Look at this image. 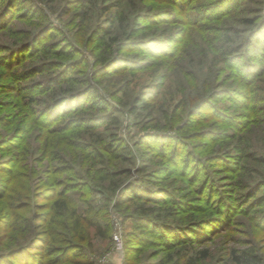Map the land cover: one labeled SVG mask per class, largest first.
Segmentation results:
<instances>
[{
	"label": "rangeland",
	"instance_id": "obj_1",
	"mask_svg": "<svg viewBox=\"0 0 264 264\" xmlns=\"http://www.w3.org/2000/svg\"><path fill=\"white\" fill-rule=\"evenodd\" d=\"M8 1L0 0V250L22 244L26 226L43 228L51 193L70 189L123 237L118 251L92 238L86 258L153 263L160 243L125 246L132 228L115 205L131 184L143 196L131 208L163 217L176 206L171 226L190 224L176 241H189L183 254L207 249L200 264H235L233 253L246 250L264 264V30L252 41L259 55L241 49L264 0H45L39 14ZM98 31L110 33L101 44ZM85 107V117L75 113ZM112 141L116 182L93 176L104 165L81 146Z\"/></svg>",
	"mask_w": 264,
	"mask_h": 264
},
{
	"label": "trees",
	"instance_id": "obj_2",
	"mask_svg": "<svg viewBox=\"0 0 264 264\" xmlns=\"http://www.w3.org/2000/svg\"><path fill=\"white\" fill-rule=\"evenodd\" d=\"M11 1L7 2V6H11ZM33 0L30 2L28 0H22L23 6L29 10L35 9V13L39 14L42 11L39 3L40 1L45 0ZM15 2V1H14ZM11 4V5H10ZM41 4V3H40ZM39 5V6H38ZM247 24L253 25V20L247 21ZM264 30V18L259 23L257 29L253 32L252 37L247 41V43L242 44L241 49H252L255 55H259L261 51L257 50L258 46L253 44V39H256L258 33ZM98 37L102 36L99 40V43H103L106 36H110V33L103 34L101 31H98ZM26 38V36H25ZM224 39V38H223ZM34 38L27 44L23 46H28L33 41ZM108 40V39H107ZM231 41V39H227ZM23 42V40H21ZM264 45V44H263ZM71 48L70 46H68ZM250 47V48H249ZM46 48L45 51H47ZM258 51V52H256ZM54 54H60L57 50L53 51ZM74 51L62 53L61 56L67 58L66 62H69L70 59H74ZM225 54H223L224 57ZM99 63H102L104 68L114 67L117 62H114L108 59H100ZM101 66V67H102ZM245 80L246 77L243 76ZM91 89V88H90ZM74 91L62 97V100L65 101L74 96ZM73 94V95H72ZM89 108H92L89 105ZM85 108L77 109L75 113L80 112L82 115L86 113ZM81 110V111H80ZM84 111V112H83ZM79 114V115H80ZM82 117H85L83 115ZM78 118V117H76ZM83 120V119H79ZM78 120V121H79ZM115 120V119H114ZM90 121L86 120V123L89 124ZM117 121H114V123ZM119 141H112L103 146V148H98L93 143H83L82 147L90 149L94 155L93 159L100 158L103 168L94 169V177H101L102 180H113L119 175L118 171H113L112 167L116 164L118 165L120 143ZM80 146V147H81ZM103 153L108 154L109 161L104 159ZM95 156V157H94ZM115 164V165H112ZM96 165H92V168H95ZM126 172L129 173L127 170ZM90 181H97L96 178H90ZM116 186V184H114ZM115 188V187H114ZM118 188V187H117ZM70 189H64L59 191H54L51 193L53 201L51 204V209L45 215H42V220L44 222L43 228L41 227L38 231L37 227H32L31 225L26 226L22 231L24 232V237L20 240L22 244L13 247L8 252H2L0 250V264H13V260L24 262L26 259L37 258L35 264H94L91 260L86 258L87 249L91 248L93 245L91 243L92 238L97 237L103 241H112L113 226L110 223L109 218L103 212V215L99 211H95L91 204L83 206H78V201L67 197L66 193ZM125 192L119 197L116 207L124 208L128 212L124 214L123 218L125 221L131 224L132 230L126 234V249L130 248V244L134 243L136 246L140 247V250L147 248L154 242L161 244L162 251H158L156 256L161 255L159 259L153 263H141V264H200L201 261H204L208 258L207 249H202L196 252L193 255L187 256L184 253L190 246H188L189 241H181L183 243L177 244V240L181 237H186L190 234L191 226L174 224L171 226L169 222L170 218H175L179 214L176 210V206L166 210L162 215H155L153 209L145 207V204L140 206L130 207L133 201H140L142 197L135 195L134 185H129L125 188ZM181 206V204H178ZM37 220V222L39 221ZM137 231V233H136ZM145 233H149L151 239L148 237V234L145 236ZM122 236V233H121ZM123 238V237H122ZM181 240V239H180ZM176 243H172V242ZM123 244V242H122ZM171 247H168V246ZM176 245V246H175ZM1 246V242H0ZM168 248H167V247ZM188 246V247H187ZM35 252V253H34ZM37 252V253H36ZM243 250L239 255L233 253L232 260L235 264H261L259 257L251 251ZM137 253H139L137 251ZM34 254V255H33ZM125 254V253H124ZM25 260L23 261V259ZM29 262V261H27ZM125 264L124 262H122ZM33 264V263H30Z\"/></svg>",
	"mask_w": 264,
	"mask_h": 264
},
{
	"label": "built area",
	"instance_id": "obj_3",
	"mask_svg": "<svg viewBox=\"0 0 264 264\" xmlns=\"http://www.w3.org/2000/svg\"><path fill=\"white\" fill-rule=\"evenodd\" d=\"M112 241L114 243V248L118 251L121 248L122 244V236L121 229L119 227V223H115L113 227Z\"/></svg>",
	"mask_w": 264,
	"mask_h": 264
},
{
	"label": "crops",
	"instance_id": "obj_4",
	"mask_svg": "<svg viewBox=\"0 0 264 264\" xmlns=\"http://www.w3.org/2000/svg\"><path fill=\"white\" fill-rule=\"evenodd\" d=\"M121 260V259H120ZM116 261V263L118 264V262H117V260H115ZM115 262H114V264H116Z\"/></svg>",
	"mask_w": 264,
	"mask_h": 264
}]
</instances>
